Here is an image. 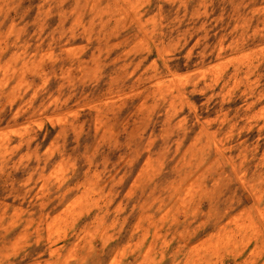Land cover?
Segmentation results:
<instances>
[{
	"label": "rangeland",
	"instance_id": "obj_1",
	"mask_svg": "<svg viewBox=\"0 0 264 264\" xmlns=\"http://www.w3.org/2000/svg\"><path fill=\"white\" fill-rule=\"evenodd\" d=\"M0 264H264V0H0Z\"/></svg>",
	"mask_w": 264,
	"mask_h": 264
}]
</instances>
